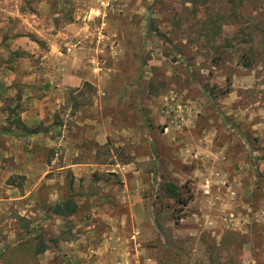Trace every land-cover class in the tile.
I'll return each instance as SVG.
<instances>
[{
    "label": "rangeland",
    "instance_id": "374dc122",
    "mask_svg": "<svg viewBox=\"0 0 264 264\" xmlns=\"http://www.w3.org/2000/svg\"><path fill=\"white\" fill-rule=\"evenodd\" d=\"M41 1L0 0V264H264V0ZM89 7L100 88L35 87Z\"/></svg>",
    "mask_w": 264,
    "mask_h": 264
},
{
    "label": "crops",
    "instance_id": "0c3cea01",
    "mask_svg": "<svg viewBox=\"0 0 264 264\" xmlns=\"http://www.w3.org/2000/svg\"><path fill=\"white\" fill-rule=\"evenodd\" d=\"M50 2V1H49ZM46 0H42L39 4L40 7L44 10L48 9L50 7V3ZM100 6H104V8L112 6L110 0H103L99 2ZM91 8V9H90ZM98 7H89L90 11H85V15L83 14V11H81L79 14H77V17L72 16V21L67 22V26H72V24H76L78 19H82L84 22V27L80 29V31H74V34L71 35L72 37H78V40L74 45H71V47L66 48V52L68 53H62L63 51H60L55 43L49 44V48L47 50V53H43V60L46 58V60L42 63L43 71L47 74V80L45 82H42L39 84H34L35 87L41 88L42 90L48 89L53 91H64L67 89H77L80 88L83 84L88 83L93 86L99 87V82L101 81V74L97 72V67L95 66V58L92 55V52H97L96 50H93L91 47L86 45V37L85 32L87 31V25L86 19L89 21L92 19V14L99 13V15H106L104 12V8L97 9ZM71 12V10H70ZM96 15V14H95ZM53 17H59V15L54 14ZM106 24L110 26V19L104 21L102 20V25ZM69 24V25H68ZM78 25V24H77ZM80 28V27H79ZM113 37V34H111ZM65 39H71V38H62ZM59 42V40H58ZM63 46L65 45L69 46V43L62 41ZM117 50V49H115ZM65 52V51H64ZM89 56L88 62H85L86 56ZM86 58V59H87ZM36 69V68H35ZM59 101V100H57ZM53 103L49 102L46 104H43L41 101H32V100H26V98L22 99V110L21 113H19L18 117L19 120L23 125H26V127L29 125V121H43L47 117L45 116L46 113L48 114V111L51 110ZM43 107V108H42ZM45 113V114H44ZM11 129L3 130L0 129V135L4 134H12ZM19 131V130H18ZM37 133L25 137L26 133H19L18 138H21L22 140L32 139L34 137L39 136L41 134V131L36 130ZM80 163H73V165H70V168L75 169L80 167ZM11 187V186H10ZM11 199V198H10Z\"/></svg>",
    "mask_w": 264,
    "mask_h": 264
},
{
    "label": "trees",
    "instance_id": "16d2710c",
    "mask_svg": "<svg viewBox=\"0 0 264 264\" xmlns=\"http://www.w3.org/2000/svg\"><path fill=\"white\" fill-rule=\"evenodd\" d=\"M22 129L24 131L25 126L22 125ZM26 133L25 137L36 134L37 131L36 130H27L24 131V133ZM166 192L169 193L171 196L176 197L175 194V187L172 184H168L166 186ZM184 203V202H182ZM49 211L50 213H52L53 215L59 216V217H70L72 215H74L77 210H78V205L77 203L73 200V198H67L61 202L56 203L55 205L49 206ZM45 249L42 248L39 250V252L44 251Z\"/></svg>",
    "mask_w": 264,
    "mask_h": 264
}]
</instances>
